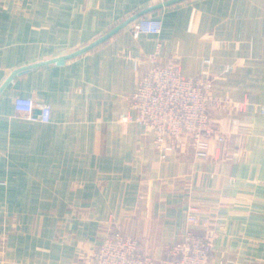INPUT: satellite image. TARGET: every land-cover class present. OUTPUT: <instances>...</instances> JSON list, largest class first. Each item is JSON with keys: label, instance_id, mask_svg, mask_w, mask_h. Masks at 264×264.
Wrapping results in <instances>:
<instances>
[{"label": "crops", "instance_id": "obj_1", "mask_svg": "<svg viewBox=\"0 0 264 264\" xmlns=\"http://www.w3.org/2000/svg\"><path fill=\"white\" fill-rule=\"evenodd\" d=\"M160 1L0 0V264H93L115 226L156 261L188 231L212 234L211 264H264V0H184L143 15L158 35L133 38L131 22L12 76ZM154 52L227 101L212 110L225 142L206 157L186 138L159 160L153 135L124 121L130 57ZM18 96L48 104L50 121L16 116ZM188 207L204 226L187 223Z\"/></svg>", "mask_w": 264, "mask_h": 264}, {"label": "built area", "instance_id": "obj_2", "mask_svg": "<svg viewBox=\"0 0 264 264\" xmlns=\"http://www.w3.org/2000/svg\"><path fill=\"white\" fill-rule=\"evenodd\" d=\"M160 31L161 21L151 16H141L130 26L133 38L140 34L158 35ZM130 58L136 85L128 101L133 115L124 121H133L153 134L159 160H164L186 138L199 157H206L212 144L216 147L224 144L225 133L215 125L212 110L227 105V101L210 96L211 79L201 74L185 76L177 59L160 62L156 52ZM210 62L211 59L205 60L206 64ZM13 109L20 118L41 123L50 121V106L37 104L30 97H15ZM260 112L264 114V108ZM197 210V207H188L186 221L190 225L204 226L206 221L197 216ZM211 248L212 234L201 236L187 231L164 259L156 261L131 235L115 226L92 251V259L93 264H211Z\"/></svg>", "mask_w": 264, "mask_h": 264}, {"label": "water", "instance_id": "obj_3", "mask_svg": "<svg viewBox=\"0 0 264 264\" xmlns=\"http://www.w3.org/2000/svg\"><path fill=\"white\" fill-rule=\"evenodd\" d=\"M181 1H184V0H165V1H162L160 3H157L155 5H153L152 7H149L148 9H145L143 11H140L136 14H134L133 16L129 17L128 19H126L125 21H123L122 23H120L119 25H117L116 27H114L113 29L109 30L107 33H105L104 35H102L101 37H99L98 39L94 40L93 42L89 43L88 45L64 56V57H61V58H56V59H52L50 61H46L44 63H39V64H34V65H31V66H28V67H24L22 69H19L17 71H15L13 75H16L18 73H21L29 68H32V67H36V66H41L43 64H46V63H56L57 65H62L66 60H69V59H72L74 57H77L91 49H93L94 47H96L97 45H99L100 43L104 42L105 40L109 39L111 36H113L115 33H117L120 29L124 28L126 25H128L129 23L133 22L134 20H136L137 18L147 14V13H150L152 11H155L157 9H160L162 7H167V6H171L173 4H176V3H179ZM3 86L0 88V91L2 90ZM36 114L39 113L38 110L35 111Z\"/></svg>", "mask_w": 264, "mask_h": 264}, {"label": "rangeland", "instance_id": "obj_4", "mask_svg": "<svg viewBox=\"0 0 264 264\" xmlns=\"http://www.w3.org/2000/svg\"><path fill=\"white\" fill-rule=\"evenodd\" d=\"M131 59V58H130ZM261 113V112H260ZM151 133V132H150ZM152 134V133H151ZM153 135V134H152ZM155 150V149H154ZM112 233V232H111Z\"/></svg>", "mask_w": 264, "mask_h": 264}]
</instances>
